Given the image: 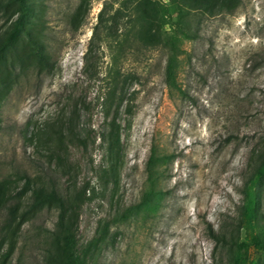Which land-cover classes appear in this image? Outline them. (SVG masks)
<instances>
[{
	"label": "rangeland",
	"instance_id": "rangeland-1",
	"mask_svg": "<svg viewBox=\"0 0 264 264\" xmlns=\"http://www.w3.org/2000/svg\"><path fill=\"white\" fill-rule=\"evenodd\" d=\"M8 1L0 35L16 18L1 6ZM29 1L27 33L0 57V264H48L56 208L29 212L28 194L6 223L24 185L17 174H34L40 155L71 170L72 230L86 264H264V251L240 246L264 225V191L258 222L240 216L244 179L264 153V0L193 11L198 36L180 41L175 88L167 49L143 39L145 24L132 28L136 0ZM115 117L119 147L109 143ZM153 152L161 193L145 205Z\"/></svg>",
	"mask_w": 264,
	"mask_h": 264
},
{
	"label": "trees",
	"instance_id": "trees-1",
	"mask_svg": "<svg viewBox=\"0 0 264 264\" xmlns=\"http://www.w3.org/2000/svg\"><path fill=\"white\" fill-rule=\"evenodd\" d=\"M241 4V0H136L132 7V28L137 24L144 25L142 30L143 39L151 45H160L167 49L166 81L171 87H176V71L178 68V58L182 53L179 46L181 40H194L198 32L194 27V20L190 15L194 11L200 15H214L221 13H233ZM7 8L12 6L13 14L16 16L12 26L0 35V57L11 50L18 42L21 35L27 33L31 19L35 15L33 4L29 0H9L2 3ZM103 13L100 14V23ZM131 23V21H130ZM96 27L94 34H97ZM151 26L157 27L158 35L152 34ZM168 27L169 33L163 34V28ZM31 53L36 55L40 65L46 71H51L53 65L50 62L44 44L32 39L28 44ZM1 72V65H0ZM118 117L111 121V132L109 134L110 145L120 146ZM41 163L33 161L36 169L34 174L24 171L17 174L19 179L24 181L23 187L14 195L8 207L6 223L11 226L18 219V213L23 199L31 194L29 212H39L44 208H56L58 219L56 229L52 233L50 249L47 258L48 264H55L58 259L63 264H86L79 251V241L73 232V212L74 202L71 197L73 189L71 170L66 169L65 162L60 156L40 155ZM160 158L152 153L147 165L148 181L150 189L144 196L145 205L154 202L161 193L155 190L158 174L155 167L160 162ZM62 179H67L63 181ZM264 191V153L261 155L259 165L245 177L240 192L243 195V203L240 209L242 222H258L262 212V193ZM4 195V187L0 186V203ZM129 209L114 219L113 222L126 221L132 214ZM259 233L252 238L250 243H241L240 246L247 247L249 244L264 251V225L259 227ZM214 237V235H213Z\"/></svg>",
	"mask_w": 264,
	"mask_h": 264
}]
</instances>
